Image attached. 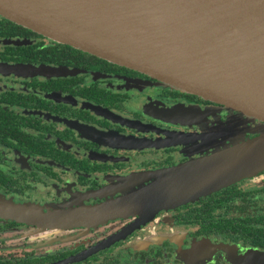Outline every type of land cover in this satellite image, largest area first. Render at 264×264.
Listing matches in <instances>:
<instances>
[{
    "label": "flooded vegetation",
    "instance_id": "obj_1",
    "mask_svg": "<svg viewBox=\"0 0 264 264\" xmlns=\"http://www.w3.org/2000/svg\"><path fill=\"white\" fill-rule=\"evenodd\" d=\"M0 64L80 71L0 70V195L72 219L0 217V264H264V165L243 157L262 122L2 17ZM194 173L221 185L146 193Z\"/></svg>",
    "mask_w": 264,
    "mask_h": 264
},
{
    "label": "water",
    "instance_id": "obj_2",
    "mask_svg": "<svg viewBox=\"0 0 264 264\" xmlns=\"http://www.w3.org/2000/svg\"><path fill=\"white\" fill-rule=\"evenodd\" d=\"M0 17L264 124V0H0ZM0 70L43 77L80 72L7 64ZM259 130L260 138L243 157L264 165V125ZM189 177L181 181L187 195L160 187L146 193H166L160 204L174 206L221 185L208 175ZM124 202L128 206L121 210L129 208V199ZM114 208L119 209L114 204L107 210ZM0 217L40 226L72 220L1 195Z\"/></svg>",
    "mask_w": 264,
    "mask_h": 264
}]
</instances>
